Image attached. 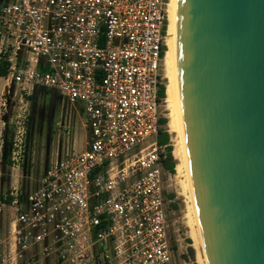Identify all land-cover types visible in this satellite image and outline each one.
<instances>
[{
  "label": "built area",
  "instance_id": "built-area-1",
  "mask_svg": "<svg viewBox=\"0 0 264 264\" xmlns=\"http://www.w3.org/2000/svg\"><path fill=\"white\" fill-rule=\"evenodd\" d=\"M168 5L8 0L0 8L7 79L25 94L52 89L86 117L81 152L58 158L28 191L17 178L0 201L12 209L8 239L18 256L32 250L58 264H179L167 151L157 140ZM14 127L11 161L20 170L25 121Z\"/></svg>",
  "mask_w": 264,
  "mask_h": 264
},
{
  "label": "water",
  "instance_id": "water-1",
  "mask_svg": "<svg viewBox=\"0 0 264 264\" xmlns=\"http://www.w3.org/2000/svg\"><path fill=\"white\" fill-rule=\"evenodd\" d=\"M169 62L203 262L264 264V0H171Z\"/></svg>",
  "mask_w": 264,
  "mask_h": 264
},
{
  "label": "rangeland",
  "instance_id": "rangeland-1",
  "mask_svg": "<svg viewBox=\"0 0 264 264\" xmlns=\"http://www.w3.org/2000/svg\"><path fill=\"white\" fill-rule=\"evenodd\" d=\"M163 78L165 85L164 70ZM37 90L36 88L31 94H25L20 86L11 83L7 77H0V164L4 144V129L8 127L9 137L13 138L15 122L24 120L27 131L24 162L20 170L7 167L4 180L2 179V169L0 170V197L3 198L7 194V190L15 185L17 178H19L23 188L28 191L37 185L42 175L50 170L58 158L67 153H79L86 144L87 132L84 128L86 117L80 107L72 108L69 106L65 111L58 92L52 89H39L37 95ZM33 94L37 100L41 116L37 122L33 123L35 134L30 131L28 136V115L31 107L36 104V100L29 97ZM165 105V101H163L162 114L166 118ZM4 118L7 120L6 124L3 122ZM163 129L168 131L166 125L163 126ZM170 137L172 140L171 134ZM158 139L164 141V136ZM165 181L167 192L175 195L174 199L170 201L169 216L177 240L179 264H198L196 251L194 255L189 253L191 245L187 242L190 237L184 218L185 203L184 199L177 194L175 174H166ZM171 204L177 205V208H172ZM11 218V207L3 206L0 203V264H58L53 257L44 256L32 250L23 252L22 256L15 254L14 247L8 239V226Z\"/></svg>",
  "mask_w": 264,
  "mask_h": 264
},
{
  "label": "bare ground",
  "instance_id": "bare-ground-1",
  "mask_svg": "<svg viewBox=\"0 0 264 264\" xmlns=\"http://www.w3.org/2000/svg\"><path fill=\"white\" fill-rule=\"evenodd\" d=\"M170 4L171 0H169V5H168V34H167V40H166V52L164 55V76L166 78V91H165V108L167 111L166 118L168 119V122L166 124V128L168 132L172 135V140L171 143L173 145V156L174 159L176 160V173H175V181H176V186H177V194L178 196L182 197L184 199L185 203V216L184 218L186 219V225L189 229V237L192 240V247L196 251V257H197V262L198 264H204L202 255L200 252V248L197 242V238L195 235L187 199H186V193H185V188H184V183H183V178H182V172H181V167H180V159H179V152H178V144H177V137H176V129H175V122H174V114H173V106H172V95H171V79H170V62H169V36H170ZM179 197V198H180Z\"/></svg>",
  "mask_w": 264,
  "mask_h": 264
},
{
  "label": "trees",
  "instance_id": "trees-1",
  "mask_svg": "<svg viewBox=\"0 0 264 264\" xmlns=\"http://www.w3.org/2000/svg\"><path fill=\"white\" fill-rule=\"evenodd\" d=\"M4 3L5 2L0 4V8L2 7V5ZM8 72H9V63H7V62H5V61H3L1 59L0 60V77H7L8 76ZM165 91H166V87H165V85H162L159 88V97L161 99H163V100L165 99ZM29 97L33 99L35 97V95L29 96ZM167 122H168V119L165 118V117L161 118V120H160V124L162 126L166 125ZM9 134L10 133H9L8 127H6L4 129V131H3L4 144H5V148L7 150V155L4 158V160H3V171H2L3 172V178H2L3 180H4L5 173L7 171V167H9V168L12 167L11 148H12V140H13V138L9 137L10 136ZM161 136H164V141H161L160 139H158V143L161 146H166V151H167V157H166V160L164 162V168L169 173L175 174L176 173V170H175L176 160L174 159V156H173V145L171 143L170 134H169L168 131H166L164 129H161L158 138H160ZM27 144H28V140H27ZM9 192H10V189L7 190V193H9ZM167 197H168L169 200H173L175 195L171 194V193H168ZM0 199L3 201V197H0ZM12 200H13V198L8 195L5 201H6L7 204H10L12 202ZM20 200H23V195L20 196ZM171 206H172V208H177V205H175V204H171ZM187 242H188L189 245H191L189 247V253L194 255L195 250L192 247V240L189 238V239H187Z\"/></svg>",
  "mask_w": 264,
  "mask_h": 264
},
{
  "label": "flooded vegetation",
  "instance_id": "flooded-vegetation-1",
  "mask_svg": "<svg viewBox=\"0 0 264 264\" xmlns=\"http://www.w3.org/2000/svg\"><path fill=\"white\" fill-rule=\"evenodd\" d=\"M36 93H37V95L39 94V89L36 91ZM37 98V97H36ZM34 99H35V97H34ZM62 99V98H61ZM36 100V99H35ZM62 101H63V107H64V110L66 111V109L69 107V105H68V103L66 102V101H64L63 99H62ZM41 115H40V110H39V108H38V105H37V100H36V104H35V106H32L31 107V111H30V113H29V115H28V127H29V129H28V136H29V133H30V131H32L34 134H35V131H34V129H33V123L36 121H38V118L40 117ZM42 118V117H41ZM40 118V119H41ZM27 132V131H26ZM4 149H5V144H3V146H2V159H1V164H0V170L2 169V171H3V152H4ZM172 201V200H171Z\"/></svg>",
  "mask_w": 264,
  "mask_h": 264
}]
</instances>
